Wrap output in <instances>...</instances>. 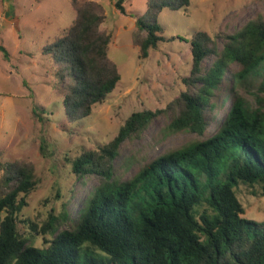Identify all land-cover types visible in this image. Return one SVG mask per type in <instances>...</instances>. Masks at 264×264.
Wrapping results in <instances>:
<instances>
[{
	"label": "trees",
	"instance_id": "trees-1",
	"mask_svg": "<svg viewBox=\"0 0 264 264\" xmlns=\"http://www.w3.org/2000/svg\"><path fill=\"white\" fill-rule=\"evenodd\" d=\"M124 1L117 0L115 6L127 14ZM190 2L147 0L133 33L141 58L166 40L158 20L161 11L186 9ZM73 5V24L46 46L55 59L71 122L90 117L93 106L121 79L109 56L112 35L101 28L104 8L94 1L73 0ZM177 37L189 43L192 56L180 94L165 107L132 112L109 142L70 160L77 175L100 176L77 214L62 203L42 224L22 217L38 186L34 164H0V264H264V221L244 216L235 190L241 182L260 183L264 195V16L249 19L234 32L213 36L197 30L190 38L170 39ZM211 55L216 58L204 69ZM225 73L230 74L225 97L230 103L212 134L166 151L129 180L114 176L121 144L161 114L172 112L165 135L184 130L203 135ZM252 74L262 75L256 105L239 91ZM42 144L44 149L45 139ZM203 204L206 208L200 212ZM38 238L40 245L35 243Z\"/></svg>",
	"mask_w": 264,
	"mask_h": 264
},
{
	"label": "rangeland",
	"instance_id": "rangeland-1",
	"mask_svg": "<svg viewBox=\"0 0 264 264\" xmlns=\"http://www.w3.org/2000/svg\"><path fill=\"white\" fill-rule=\"evenodd\" d=\"M79 1H94L104 8L106 18L101 28L112 35L109 56L117 64L121 79L102 103L93 106L90 117L71 122L55 74V59L46 46L73 24V0H0V164L17 160L34 164L38 186L29 196L22 217L38 224L62 203L77 214L99 184L97 174L82 176L72 172L71 159L109 142L132 112L165 107L184 89L183 77L192 68L190 45L171 37L190 38L197 30L213 36L234 32L249 19L264 16V0H191L186 9L165 8L158 20L165 29L166 40L150 50L147 58H141L133 33L137 17L146 12L147 0H125L127 14L115 6L117 0ZM218 40L222 47L223 39ZM215 58L207 57L204 69L210 68ZM232 68L237 69L238 65ZM224 78L213 98L217 106L207 112L209 125L203 135L188 130L165 135L163 129L172 112L161 114L145 130L121 144L113 162L114 176L129 180L166 151L212 134L230 103V99H225L230 91V74L225 73ZM261 79V74H252L239 87L253 105ZM38 109L43 111L35 113ZM1 172L2 168L0 175ZM235 190L245 207L244 216L264 221L260 183L241 182ZM205 208L203 204L199 211ZM19 225L27 230L23 223ZM35 241L42 244V239Z\"/></svg>",
	"mask_w": 264,
	"mask_h": 264
}]
</instances>
